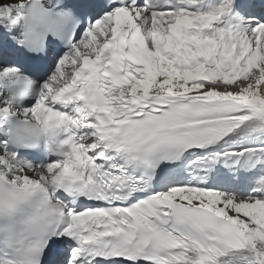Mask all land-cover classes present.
Segmentation results:
<instances>
[{
	"label": "snow or ice",
	"instance_id": "1",
	"mask_svg": "<svg viewBox=\"0 0 264 264\" xmlns=\"http://www.w3.org/2000/svg\"><path fill=\"white\" fill-rule=\"evenodd\" d=\"M0 264H264V0H0Z\"/></svg>",
	"mask_w": 264,
	"mask_h": 264
}]
</instances>
